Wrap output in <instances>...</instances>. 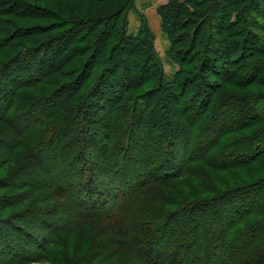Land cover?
<instances>
[{
	"label": "trees",
	"instance_id": "16d2710c",
	"mask_svg": "<svg viewBox=\"0 0 264 264\" xmlns=\"http://www.w3.org/2000/svg\"><path fill=\"white\" fill-rule=\"evenodd\" d=\"M155 9L170 78L134 0H0V264H264V0Z\"/></svg>",
	"mask_w": 264,
	"mask_h": 264
},
{
	"label": "rangeland",
	"instance_id": "374dc122",
	"mask_svg": "<svg viewBox=\"0 0 264 264\" xmlns=\"http://www.w3.org/2000/svg\"><path fill=\"white\" fill-rule=\"evenodd\" d=\"M30 1V0H28ZM166 0H134V8L135 10H137V12L141 13L144 15V17L146 18V21L150 27V29L152 30V32L154 33L155 36V40H154V45H155V49L157 52V55L159 56L160 61L162 62L163 68H164V72L166 74V76L168 78H170L173 73L174 70L176 68V66L171 63L169 61V59L166 57V51L168 48V39L166 38V36L162 33L161 31V27H160V18L159 15L156 12V7L165 2ZM128 17H129V26H128V32L129 33H135L137 30V26H138V17L135 15L134 11H130L128 13ZM44 52L48 51V49L45 47L43 48ZM210 79H212L211 77H209ZM215 80V78H213ZM167 103H169L167 101ZM153 108H156L155 106ZM101 111V110H100ZM102 113V112H101ZM3 143H0V160L1 159H6L7 156V152H5L2 148ZM6 191V190H5ZM4 190H0V195H3V192H5ZM52 223V226H55L57 223ZM18 224H21L28 232L30 233H44V229H41L40 225H37L33 219H30L29 217L18 221ZM39 226V227H38ZM98 230H96L97 232ZM5 236L7 237V239L11 242V245L13 246H19L20 249H22L26 243H27V238H21L18 233H14V231L10 228H6L4 230ZM66 233V232H65ZM47 234V233H46ZM96 235V234H95ZM98 235L99 238L97 236H95V239H101L102 237L104 238L105 235H103V233H99L98 231ZM13 246V247H14ZM12 247V250H13ZM24 249H32L35 250L34 248H32V246H25ZM10 250V251H12ZM107 257V255L105 254L103 256V258ZM23 258H25L24 253H22L21 251L18 254V261L23 260ZM34 264V263H31ZM46 264H49V262H47Z\"/></svg>",
	"mask_w": 264,
	"mask_h": 264
}]
</instances>
